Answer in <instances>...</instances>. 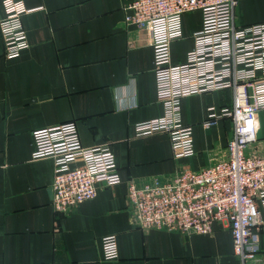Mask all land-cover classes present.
Returning a JSON list of instances; mask_svg holds the SVG:
<instances>
[{
    "label": "crops",
    "instance_id": "obj_1",
    "mask_svg": "<svg viewBox=\"0 0 264 264\" xmlns=\"http://www.w3.org/2000/svg\"><path fill=\"white\" fill-rule=\"evenodd\" d=\"M131 0H23L28 47L6 58L0 36V264H240L228 227L183 233L132 224L126 182L165 180L182 166L199 169L224 157L232 135L228 117L203 127L207 107L232 103L231 89L185 96L181 122L192 127L195 153L172 155L169 135H135L133 125L162 114L156 100L153 50L145 29L124 24ZM4 8L0 0V18ZM238 25L264 22V0H238ZM199 11L181 16L182 36L171 47L183 62L200 27ZM76 123L86 147L107 144L121 182L97 184L96 195L67 212L51 205L53 161L32 158V131ZM256 151L264 149V109ZM250 147V150H254ZM255 231L264 264V213ZM114 234L118 257L104 260L101 237Z\"/></svg>",
    "mask_w": 264,
    "mask_h": 264
},
{
    "label": "built area",
    "instance_id": "obj_2",
    "mask_svg": "<svg viewBox=\"0 0 264 264\" xmlns=\"http://www.w3.org/2000/svg\"><path fill=\"white\" fill-rule=\"evenodd\" d=\"M238 0H131L124 6V24L145 29L153 50L156 100L160 116L134 123L135 135L165 131L173 157L195 153L190 125L181 122L183 97L231 89L232 103L207 107L203 127L228 117L232 135L224 157L199 169L182 166L165 180L154 176L136 184L126 182L132 224L183 233H210L220 222L229 228L233 254L240 264H263L255 231L264 213V149L256 151L258 113L264 109V22L238 25ZM0 36L6 58L28 47L22 15L31 11L23 0H1ZM199 11L200 27L185 60L173 63L171 43L182 36L181 16ZM32 158L53 161L51 205L65 213L96 195L97 184L121 182L115 154L107 144L84 146L74 121L32 131ZM253 147L254 150H250ZM104 260L118 257L114 234L101 237Z\"/></svg>",
    "mask_w": 264,
    "mask_h": 264
}]
</instances>
